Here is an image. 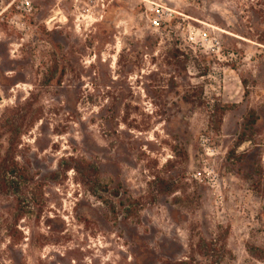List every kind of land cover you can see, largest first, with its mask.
<instances>
[{
    "label": "rangeland",
    "instance_id": "obj_1",
    "mask_svg": "<svg viewBox=\"0 0 264 264\" xmlns=\"http://www.w3.org/2000/svg\"><path fill=\"white\" fill-rule=\"evenodd\" d=\"M20 1L0 0V115L43 110L0 186V264H264V0ZM69 156L107 191L50 174Z\"/></svg>",
    "mask_w": 264,
    "mask_h": 264
},
{
    "label": "trees",
    "instance_id": "obj_2",
    "mask_svg": "<svg viewBox=\"0 0 264 264\" xmlns=\"http://www.w3.org/2000/svg\"><path fill=\"white\" fill-rule=\"evenodd\" d=\"M176 52V50H175ZM51 63L52 65L49 68V73L47 74L48 79L47 81H52L53 78L56 75V72H58L60 70L59 76L57 78L58 81H61V79L64 77L65 75V70L66 68H59V64H58V59L56 57V54L54 52H51ZM173 58L177 59L178 55L177 54H173L172 56ZM22 69V68H21ZM12 70L14 73L17 72L16 68H12L9 69ZM6 71L2 72L5 73ZM9 78H16L19 79L17 77H14V75L10 76ZM15 79V83L18 82V80ZM186 101H190L188 100V98H186ZM17 110L16 113H11L9 112V114L7 115H0V129L2 131H4V133L8 134V152H7V156L5 158L2 159V161H0V186L3 190L8 189L11 187L13 181L10 180L9 178L10 176L12 177L15 173L16 168L14 167V164L11 163L9 154L11 152V150H13V148L15 147L16 142V134L20 132V127H21V123L23 122L24 119V111H28V116H29V120H28V126L32 127L35 125V123L41 119V115H42V107L38 104V102L31 100L30 98H27V100H25V102H19L17 104ZM23 113V114H22ZM248 140H252L251 135L249 136H243V138L241 139V141H248ZM73 169L74 171H76L79 175H81V183L89 186L88 184L89 182V173L85 170V168L81 165L80 161L75 158L74 156H69L67 158H62L60 160L59 163V168L58 171L55 172H51L50 174H57L59 172L62 173H66L68 170ZM33 176V175H32ZM26 178V177H25ZM33 178V177H32ZM27 179V178H26ZM97 184V183H96ZM94 184L93 186H89V189L91 192H93L95 195H97L96 191H103L106 192L107 187L106 186H98L96 187ZM93 187V188H92ZM100 195V194H99ZM99 198H101V200L104 203H107V199L104 196H99ZM117 195V194H116ZM128 206L125 208V213L127 215V218H129L131 215L134 214V209H131V206L129 204H127ZM218 241V240H216ZM215 241V242H216ZM213 244V241L209 242L208 248L209 250L211 249L210 244ZM222 249L224 250L225 248V244H223Z\"/></svg>",
    "mask_w": 264,
    "mask_h": 264
},
{
    "label": "built area",
    "instance_id": "obj_3",
    "mask_svg": "<svg viewBox=\"0 0 264 264\" xmlns=\"http://www.w3.org/2000/svg\"><path fill=\"white\" fill-rule=\"evenodd\" d=\"M140 1H142L144 4L151 2V0H140ZM18 9L22 13L29 15V14L33 13L34 6H33V3H32L31 0H21L20 1V5H18ZM153 21H154V23H157V18H155ZM205 39H207V38L205 37ZM211 45H212L213 48L215 46L220 48V43L216 39L215 40H211Z\"/></svg>",
    "mask_w": 264,
    "mask_h": 264
},
{
    "label": "water",
    "instance_id": "obj_4",
    "mask_svg": "<svg viewBox=\"0 0 264 264\" xmlns=\"http://www.w3.org/2000/svg\"><path fill=\"white\" fill-rule=\"evenodd\" d=\"M0 102L2 103L3 102V98H2V96L0 95Z\"/></svg>",
    "mask_w": 264,
    "mask_h": 264
}]
</instances>
